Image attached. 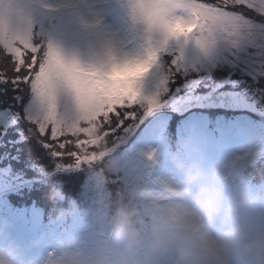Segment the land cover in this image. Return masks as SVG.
<instances>
[{
  "label": "snow or ice",
  "instance_id": "obj_1",
  "mask_svg": "<svg viewBox=\"0 0 264 264\" xmlns=\"http://www.w3.org/2000/svg\"><path fill=\"white\" fill-rule=\"evenodd\" d=\"M139 33L143 57L135 54ZM190 43L205 57L221 43L264 52V0H0V91L15 94L30 136L57 168L92 166L135 119L133 105L161 106ZM169 55L160 91L142 95L148 69Z\"/></svg>",
  "mask_w": 264,
  "mask_h": 264
},
{
  "label": "rangeland",
  "instance_id": "obj_2",
  "mask_svg": "<svg viewBox=\"0 0 264 264\" xmlns=\"http://www.w3.org/2000/svg\"><path fill=\"white\" fill-rule=\"evenodd\" d=\"M168 57L171 60V56ZM263 60V52L243 44L236 49L218 44L211 57H205L194 44H188L179 74L181 77L198 75L175 87L172 82L177 81L170 78L168 91L160 96L159 108L147 111L146 105H133V109L137 108L140 114L135 115L134 120L126 121L123 130H117L118 136L113 137L110 163L117 170L131 165L125 169V179L139 175L149 180L167 181L177 178L171 163L174 154L187 163H198L205 172L214 165L227 166L236 161V168L244 176L246 184L255 190L264 180L255 181L247 174V169L264 156V88L254 84L249 96L244 89H225L224 85L235 87L241 84L240 80L224 77L215 81L212 73L221 66L233 67L241 63L244 73H251L257 78L263 76ZM166 67L165 58L159 69L151 70L143 78L142 95L160 91V79L168 76ZM212 107L238 113L228 119H220L222 128L214 130L209 127L204 114L198 111L199 108ZM173 112L186 118L182 135L176 143H170L165 134ZM17 114L9 110L0 112V137L2 127L18 123L20 115ZM21 134L25 136L23 131ZM22 139L19 137V140ZM80 139L86 137L81 135ZM89 150H95V147L91 146ZM149 152L155 153L152 160L147 157ZM94 165L63 168H88L90 172L82 194L71 203L70 214L62 212L50 219L37 206H16L4 200L11 192L19 191L30 182L15 175L10 166L0 165V246L12 249L21 259L20 264L22 261L23 264H45L61 241H72L77 248L85 251H91L102 243L105 232L99 211L102 189L98 178L92 174Z\"/></svg>",
  "mask_w": 264,
  "mask_h": 264
},
{
  "label": "clouds",
  "instance_id": "obj_3",
  "mask_svg": "<svg viewBox=\"0 0 264 264\" xmlns=\"http://www.w3.org/2000/svg\"><path fill=\"white\" fill-rule=\"evenodd\" d=\"M136 40L135 54L143 57L146 37L139 33ZM99 151H105L103 145ZM111 152L98 159L92 173L102 189V243L85 251L61 241L45 264H264V183L250 189L236 161L205 172L174 154L177 178L125 179L131 165L117 170ZM59 198V190L50 195ZM0 264L16 261L0 250Z\"/></svg>",
  "mask_w": 264,
  "mask_h": 264
},
{
  "label": "trees",
  "instance_id": "obj_4",
  "mask_svg": "<svg viewBox=\"0 0 264 264\" xmlns=\"http://www.w3.org/2000/svg\"><path fill=\"white\" fill-rule=\"evenodd\" d=\"M169 63L170 57H167L166 65L168 66ZM261 67L263 68L261 71H264V60ZM243 68L244 65L241 63L233 67L221 66L212 73L213 79L218 81L224 77H230L231 79L240 80L241 84L239 83L235 87L226 84L224 85L226 86L225 89H244L247 95L251 96L250 92L254 84L264 88V73L263 76L255 78L251 73H244ZM2 69L3 62H0V70ZM197 75L192 74L181 77L179 72H177L171 77L172 80L177 81L172 82V86H179L184 80ZM0 88H3V86H0ZM9 93H11V89L0 91V112L15 111L20 114V118L17 124L1 128L0 165L10 166L15 175L29 181L30 185H25L19 191L11 192L7 195V199L4 200L16 206H37L43 210L47 219L55 218L64 210L71 209L72 201L80 197L90 169L57 168L59 163L57 158L51 156L37 140L30 136L29 128L31 125L26 119L22 118L23 106L16 102L14 93L11 96H9ZM198 111L204 114L209 127L214 130H219L218 127L222 128L223 124L220 119H228L232 114L238 113L237 111L221 107L199 108ZM138 114H140V111L136 108V115ZM184 121H186V118L183 115L173 112L165 129L166 139L170 143H176L180 139ZM22 131L25 136L21 134ZM46 135L50 136V130L47 131ZM19 137L24 139L19 140ZM63 139V137L60 138L61 141ZM62 162L71 163L72 161L65 157ZM94 166L93 169L96 168V164ZM247 174L255 181L264 180V156L247 169ZM56 190L62 193V198L53 201L50 199V195Z\"/></svg>",
  "mask_w": 264,
  "mask_h": 264
},
{
  "label": "bare ground",
  "instance_id": "obj_5",
  "mask_svg": "<svg viewBox=\"0 0 264 264\" xmlns=\"http://www.w3.org/2000/svg\"><path fill=\"white\" fill-rule=\"evenodd\" d=\"M0 248H4V249H10L8 246L5 245H1ZM10 255V254H9ZM11 256V255H10Z\"/></svg>",
  "mask_w": 264,
  "mask_h": 264
}]
</instances>
